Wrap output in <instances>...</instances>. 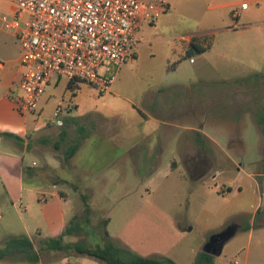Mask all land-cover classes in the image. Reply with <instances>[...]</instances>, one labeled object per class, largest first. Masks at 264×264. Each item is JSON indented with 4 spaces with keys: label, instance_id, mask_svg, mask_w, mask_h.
Here are the masks:
<instances>
[{
    "label": "rangeland",
    "instance_id": "1",
    "mask_svg": "<svg viewBox=\"0 0 264 264\" xmlns=\"http://www.w3.org/2000/svg\"><path fill=\"white\" fill-rule=\"evenodd\" d=\"M7 1L0 0L3 27L2 8ZM165 1L174 10L161 15L156 24L144 26L141 44L133 48V56L121 67L111 91L103 92L84 81L70 85L62 76L56 85L46 87L37 112H22L13 102L14 113L27 116L33 128L37 118L56 122L74 116L82 123L76 141L87 134L89 140L82 152L84 167L78 180L94 186L88 200L93 225L98 227L108 218L106 230L118 242L142 255L167 256L178 264H194L213 234L236 223L237 233L215 256L214 264H264V133L260 140L250 124L242 155L228 151L226 136L220 135V144L229 155L213 145V156H199V166L211 165L212 171L203 181L195 182L176 153V136L182 133L184 140L188 131L172 129L162 149L158 136L166 130H153L154 125L145 122L141 112L147 109L144 101L152 88L169 85H190L197 96L207 89L214 103L211 112L219 120L225 101L236 99L231 92L235 86L259 85L261 91L256 98L264 103V0L252 3L245 11L246 19L241 17L239 21L226 18L217 9L208 10L205 4L203 12L212 15L210 41L214 45L205 53L194 50L191 57L183 51L186 38L178 37L193 30L191 0ZM249 64L259 71L249 68ZM177 92L182 97L187 95L184 90ZM68 104L74 108L68 110ZM57 107L62 109L59 116H55ZM15 143L0 144V247L8 237L23 234L40 246L43 238L61 234L74 215L84 212V198L70 186L46 182L52 171L38 172L44 158L30 151L22 155L18 151L20 142ZM129 148L131 155L126 154ZM62 151L51 146L47 158L54 167L58 165L55 154ZM24 157L27 171L20 175L18 165ZM174 158L178 167L172 168ZM21 184L37 186L40 193L21 190ZM230 184L233 190L228 191L226 186ZM60 190L70 194L66 203L60 199ZM258 207L261 212L257 214ZM140 216L135 228H127L130 220ZM99 236L92 237V242H100ZM78 238L65 237L67 241ZM59 255L63 253L57 252L51 258Z\"/></svg>",
    "mask_w": 264,
    "mask_h": 264
},
{
    "label": "crops",
    "instance_id": "2",
    "mask_svg": "<svg viewBox=\"0 0 264 264\" xmlns=\"http://www.w3.org/2000/svg\"><path fill=\"white\" fill-rule=\"evenodd\" d=\"M245 1H247L249 5L247 8L242 9L241 4ZM258 1L259 0H191L192 11L190 15L195 23L192 27L193 30L188 35L181 34L178 36L180 39L186 38L187 45L183 47V51L188 55L192 43L205 49L203 52H200V54L205 53L207 50H212L213 48L214 44L210 41V35L214 31L211 27L213 25V22H211L212 15L208 16L207 13L203 12L205 4L208 3V10L217 9L222 15L224 14L225 17L227 16L226 18L229 17L230 19H235L234 13L239 12V16L236 18L239 21L241 17L246 19L245 11L248 10L252 3ZM168 4L169 9L162 14V16L174 10V6L170 5V3ZM2 11L4 13L2 19L7 16L8 18H12L14 15L13 4L7 1L2 8ZM180 11L186 14L184 7H181ZM158 20L159 18L153 22L144 23L141 30L144 26H152L156 24ZM13 39H16L17 43L13 41ZM15 43L17 44V50L20 51L15 30L1 25L0 57L3 61L0 60V144L5 141L8 145L16 146L15 140H18L20 142L18 145V151L22 155H25L30 151L38 153V155L44 158V162L40 164L41 168L38 172L52 171V175L46 180V182H52L54 186H70L76 191L79 197H82V194L84 195L85 193L90 196L93 194L92 187L94 186H92V183L85 185L81 183L82 181L80 182L78 180V177L81 176L82 167H84V162H82V152L89 140L88 134L80 139V146L71 159L68 162L63 161V156L66 150L78 138L82 123L77 122L74 116H71L72 119L70 120H64L63 125L48 123V120L45 121L41 118H37V125L33 128L28 123L29 118L27 116L23 117L14 113L13 102L15 103V101L13 96L14 94H21L22 92L20 89V80L25 71V67L20 60V53L18 56L16 55ZM140 44L141 41L138 45ZM192 55L193 52H191V56ZM249 68H255L259 71L254 64H249ZM60 79L61 77L54 79L51 84L56 85ZM68 81L70 82L69 79ZM252 85L254 86L247 87L243 85L233 87L231 92L236 96V99L225 101L224 110L220 112L219 115L220 120L217 118L218 115L215 116L211 112L214 103L210 101L207 95V89H204L205 91H199H203V93L198 94L197 96V91H195L190 85L156 86L152 88L149 92V96H146L144 101L147 109H142L141 112L146 117L144 119L145 122H150L154 125L153 130L156 127H164L166 130V134L161 132L158 136V140H160L159 147L162 149H164L165 141L169 139L170 131L172 129L176 128L188 131L184 140L181 135L182 133L176 136V153L180 156V161L181 163L183 162L182 165L187 172H189L192 180L195 182L203 181L207 176L211 175L212 167L211 165H203L200 167L198 164V157L213 156V145L221 151H224L220 144V135L224 134L226 136L227 150L237 155H242L245 151V147L247 146V133L250 124H252L251 126H253L258 137L262 140L264 132L263 127L259 122V115L260 113H264V103L261 99L256 98V95L261 91V88H259V85ZM179 90H184L187 95L185 97L177 95V93H179L177 91ZM44 109L45 104L43 103L41 111L43 112ZM92 131L95 132V129H92ZM36 132L38 133L36 134ZM5 133H12L13 135H5ZM261 144L260 141V147ZM51 146L63 150L62 153L56 152L55 154L56 163L58 164L57 167H54L50 159L47 158ZM130 149L131 148L126 151V154L131 155L132 151ZM260 149L262 152V148ZM224 152L225 154L227 153V151ZM226 155L229 154L227 153ZM131 164L136 167L134 161H132ZM25 167L24 157L18 165L20 175L27 171L25 170ZM170 167H178V161H176L175 158L172 161V164H170ZM65 168L68 169L63 172ZM239 171H241V168H239ZM28 172L31 171L29 170ZM38 172H35L33 175L37 176ZM260 175L263 174L261 173ZM215 176L216 174L212 175L213 178H215ZM120 177L121 176H118L117 179L120 180ZM226 188L228 191L233 190L231 184L227 185ZM238 188L241 190L242 186L239 185ZM21 190H26L34 194L36 191L37 194L40 193V188L37 186H25L24 184H21ZM59 195L60 199L66 203L70 194L64 190H60ZM43 200L47 201V198L44 196ZM140 219H142L141 216L138 217L136 221L130 220L132 223H129L127 228H135ZM189 229H191V227ZM28 237L33 242L36 250L40 249L43 240L45 239L43 238L40 246H37L35 241L30 236ZM55 253L57 252L41 250L39 252L40 258L37 263L29 262L24 256H13L1 259L0 264H61V262L70 264L71 261L73 264H103L94 258L75 253H64L63 255H59V258H51ZM56 261L57 263H55ZM236 262L237 261H235L234 264H238V262Z\"/></svg>",
    "mask_w": 264,
    "mask_h": 264
},
{
    "label": "built area",
    "instance_id": "3",
    "mask_svg": "<svg viewBox=\"0 0 264 264\" xmlns=\"http://www.w3.org/2000/svg\"><path fill=\"white\" fill-rule=\"evenodd\" d=\"M8 1L14 6V15L3 20L16 32L25 67L22 92L13 99L26 113L38 111L46 87L62 76L111 91L121 67L140 42L143 24L169 9L165 0ZM248 5L245 1L241 8ZM238 16L235 12L234 18ZM66 107L74 108L71 104ZM61 112L57 107L55 116ZM48 123L63 125V120Z\"/></svg>",
    "mask_w": 264,
    "mask_h": 264
},
{
    "label": "trees",
    "instance_id": "4",
    "mask_svg": "<svg viewBox=\"0 0 264 264\" xmlns=\"http://www.w3.org/2000/svg\"><path fill=\"white\" fill-rule=\"evenodd\" d=\"M194 50L200 53L205 49L192 43L188 55L191 56V52ZM75 81L77 80H70L69 84L71 85ZM259 122L264 132V113H260ZM7 134L13 135L12 133H5V135ZM79 146L80 141L78 140L71 144L63 156V161L68 162L76 153ZM83 198L85 203L84 212L80 215H74L61 234L45 238L38 250L34 248L33 242L28 236L12 235L8 237L3 246L0 247V260L7 257L24 256L29 262L37 263L40 258L39 252L41 250H47L63 254L75 253L84 255L94 258L103 264H177L171 257L142 255L127 245L118 242L116 239L112 238L106 230L109 223L108 218L103 219L100 225L95 227V225H93L91 206L88 202L89 196L84 194ZM260 212L261 209L258 208L257 214ZM261 223L264 225V220ZM246 228L249 229L250 226ZM97 235H100V242L93 243L91 238ZM66 236L80 238L76 241H67L65 239ZM214 261V255L201 251L197 255L194 264H214Z\"/></svg>",
    "mask_w": 264,
    "mask_h": 264
},
{
    "label": "water",
    "instance_id": "5",
    "mask_svg": "<svg viewBox=\"0 0 264 264\" xmlns=\"http://www.w3.org/2000/svg\"><path fill=\"white\" fill-rule=\"evenodd\" d=\"M238 231V224L232 223L223 229L221 232L213 234L205 243L203 251L214 256L222 253L224 245L231 239Z\"/></svg>",
    "mask_w": 264,
    "mask_h": 264
}]
</instances>
